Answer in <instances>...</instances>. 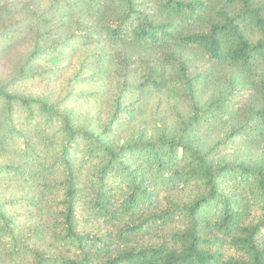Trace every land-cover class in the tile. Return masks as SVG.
<instances>
[{
  "label": "trees",
  "instance_id": "16d2710c",
  "mask_svg": "<svg viewBox=\"0 0 264 264\" xmlns=\"http://www.w3.org/2000/svg\"><path fill=\"white\" fill-rule=\"evenodd\" d=\"M24 44L17 82L81 54L119 86L99 131L0 86V185L32 189L0 199V264H264V0H0V56ZM162 95L176 124L124 135Z\"/></svg>",
  "mask_w": 264,
  "mask_h": 264
},
{
  "label": "rangeland",
  "instance_id": "374dc122",
  "mask_svg": "<svg viewBox=\"0 0 264 264\" xmlns=\"http://www.w3.org/2000/svg\"><path fill=\"white\" fill-rule=\"evenodd\" d=\"M13 2V0H11ZM72 27L69 31H72ZM55 38H53L54 40ZM30 47L28 44L21 45L8 52L5 56H0V86H6L8 90L16 91L28 97L33 98H49L51 103L58 104L61 110L68 111L73 115L79 123H91L96 131L106 124L111 115V110L115 100L118 80L115 78L103 84V87L85 83L81 81V77H76L78 72V64L81 54L73 56H62L57 58H48L46 62L41 63L38 69L46 70L49 68L59 67L60 72L53 76H41L30 78L26 81L17 82L19 70L21 65L25 62L27 53ZM121 49H118L119 51ZM135 48L133 51H136ZM142 52L150 55L148 50ZM79 78V79H78ZM211 87V86H210ZM213 88H209L212 92ZM104 90V99L101 102L91 103L87 98L88 94L95 91ZM103 92V91H102ZM211 95L209 93L207 98ZM136 94L131 91L128 102L135 100ZM183 104L178 103L175 99L167 97L166 95L154 96L150 98L143 114L134 115L131 118L128 126L123 129V134H128L131 130L135 133H144L146 135L155 134L164 126L172 128L176 124V113L178 111L186 110ZM131 132V133H132ZM127 136V135H126ZM251 152L250 148L244 147L240 154ZM263 150L257 147L254 157L262 154ZM2 159L0 158V163ZM31 188H19L4 183L0 185V199L9 201L11 199H19L24 196H31ZM13 213L25 212L21 209H14ZM41 223L48 227L49 218L47 214L40 217H31L27 220V227H31ZM49 235L47 234L45 243L39 245L46 248L49 242Z\"/></svg>",
  "mask_w": 264,
  "mask_h": 264
}]
</instances>
